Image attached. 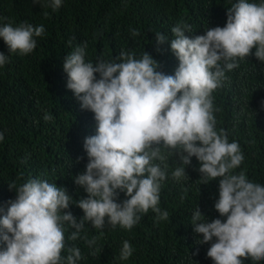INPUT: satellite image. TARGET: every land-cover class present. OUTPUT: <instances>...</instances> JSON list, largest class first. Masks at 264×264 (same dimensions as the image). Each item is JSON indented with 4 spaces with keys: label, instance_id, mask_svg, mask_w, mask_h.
Returning <instances> with one entry per match:
<instances>
[{
    "label": "trees",
    "instance_id": "1",
    "mask_svg": "<svg viewBox=\"0 0 264 264\" xmlns=\"http://www.w3.org/2000/svg\"><path fill=\"white\" fill-rule=\"evenodd\" d=\"M53 0H0V26H18L27 22L45 28L36 40V48L27 55L10 53L0 37V53L7 55L0 65V218L14 201L18 189L30 179L46 180L64 188L70 198L68 209L77 222L85 216L76 201L88 198L75 178L86 172L89 157L85 150L87 137L96 135L94 113L81 108V102L67 87L65 57L80 46L85 50V62L98 60L121 62L122 51L144 52L157 60L158 69L174 75L179 60L171 50L172 28L187 25L185 35L195 38L206 30L227 23V11L238 0H61L58 9ZM264 3V0H248ZM133 30L139 35H133ZM156 33L165 34L168 41L158 44ZM252 54L236 58L238 67L225 71V78L212 93L215 130L227 134L229 142H238L244 156L234 174L243 171L253 183L264 185V62ZM223 61L221 65L223 66ZM97 79L99 73H95ZM45 115L51 117L45 120ZM198 146H199V142ZM163 161L153 160L166 171L161 181L157 207L167 212V219H158L151 208L138 213L139 221L129 230L112 226L105 217L103 229L84 222L79 237H69L76 231L64 222L65 248L61 264H67L68 249H80L76 264H215L207 256L212 242L202 243L203 234L192 225L193 214L200 209V222L221 219L215 209L219 199L220 178L206 183L199 171L201 162L191 158L190 165H181L179 155L161 146ZM177 167L185 168L179 179L172 176ZM12 186L13 188H10ZM117 203L127 197L119 191ZM61 211V215H63ZM94 241V243H89ZM125 241L132 248L127 260L120 258ZM243 264H264L251 257L241 258Z\"/></svg>",
    "mask_w": 264,
    "mask_h": 264
},
{
    "label": "clouds",
    "instance_id": "2",
    "mask_svg": "<svg viewBox=\"0 0 264 264\" xmlns=\"http://www.w3.org/2000/svg\"><path fill=\"white\" fill-rule=\"evenodd\" d=\"M60 6L61 0H53L54 10ZM187 28L180 24L172 28L171 50L179 60L174 75L159 71L160 63L147 52L137 59L135 53L122 51L121 62L98 60L94 64L85 62L84 47L78 46L65 57L67 87L97 122L96 135L85 140L86 172L75 178L89 194L76 201L85 216L78 223L70 211H63L71 198L64 188L46 180H28L15 189L16 199L8 202L0 218V264H61L64 222L76 229L69 237L75 241L85 221L103 229L108 217L113 227L130 230L140 219L138 213L150 208L159 214L158 219H167L168 213L157 207L166 171L152 163L165 159L161 146L178 154L181 165H190L196 157L206 183L220 178L215 209L226 222H200L199 208L192 216L195 232L203 234L202 243L216 238L207 256L215 264H243L241 258L248 257L264 260V185L251 182L243 171L232 172L244 156L238 142H229L223 130H215L212 100L225 71L238 67L237 57L243 59L256 48L255 56L264 62V3L238 0L227 11L226 26L207 29L205 35L189 38ZM44 31L43 25L7 23L0 26V37L10 53L27 55L37 46L33 37ZM132 34L139 35L136 30ZM156 40L164 44L168 38L156 33ZM6 59L0 53V65ZM185 173L184 167H177L172 176L179 179ZM117 190L129 197L122 204L116 202ZM68 252L67 264H76L80 249L71 247ZM131 255L132 248L125 241L120 258L127 260Z\"/></svg>",
    "mask_w": 264,
    "mask_h": 264
}]
</instances>
